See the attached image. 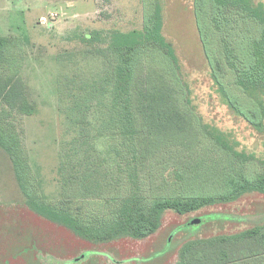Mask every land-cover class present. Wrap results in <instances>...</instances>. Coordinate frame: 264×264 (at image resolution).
I'll return each mask as SVG.
<instances>
[{
    "label": "rangeland",
    "instance_id": "obj_1",
    "mask_svg": "<svg viewBox=\"0 0 264 264\" xmlns=\"http://www.w3.org/2000/svg\"><path fill=\"white\" fill-rule=\"evenodd\" d=\"M152 1L0 0V36L21 40L13 51L36 106L34 114L14 119L36 189L48 201L70 202L79 217L95 224L113 217L122 201L149 202L181 193L175 166L186 159L184 154L167 146L142 159L138 144L143 135L133 122L132 129L121 130L120 115L114 126L110 92H99L110 71L99 49L109 53L115 70L120 67L119 55L111 49L112 33L142 30ZM158 1L163 33L175 50L194 110L235 157H246L247 167L261 170L264 125H250L220 93L200 41L194 0ZM252 1L264 9V0ZM144 59L153 60V55ZM143 66L139 74L149 70L147 63ZM86 93L93 99L87 111L86 106L76 108ZM218 150L201 149L199 158L222 161ZM259 225H264V193L248 190L185 214L164 210L159 227L148 236L91 239L33 212L0 148V264H179L191 241Z\"/></svg>",
    "mask_w": 264,
    "mask_h": 264
},
{
    "label": "trees",
    "instance_id": "obj_2",
    "mask_svg": "<svg viewBox=\"0 0 264 264\" xmlns=\"http://www.w3.org/2000/svg\"><path fill=\"white\" fill-rule=\"evenodd\" d=\"M194 15L220 93L250 125L262 128L264 101L259 95L264 96V9L252 0H194ZM145 16L142 30L113 31L111 49L120 59L116 70L109 53L99 49L105 57L104 67L110 68L101 79L99 92H110L109 109L114 126L120 115L121 130L132 129L133 122L137 133L143 135L138 144L142 159L167 146H177L184 154L186 159L175 166L181 193L161 195L149 202L122 201L113 217L96 224L79 217L70 202L64 199L51 202L38 193L14 120L17 115H32L36 111L13 51L21 40L17 36H0V148L12 162L28 207L45 219L65 224L91 239L107 240L121 233L148 236L159 227L164 210L185 214L215 201L232 200L248 190L264 193V163L261 170L253 165L247 167L249 160L235 157L194 110L175 50L163 33L158 0L149 3ZM147 53L153 55V60L144 59ZM141 63L144 66L147 63L149 70L139 74ZM107 84L113 87L107 88ZM89 95L80 98L76 108L86 106L87 111L93 100ZM211 148L219 149L222 161L211 163L199 158L201 149ZM179 264H264V225L234 235L191 241L183 247Z\"/></svg>",
    "mask_w": 264,
    "mask_h": 264
}]
</instances>
